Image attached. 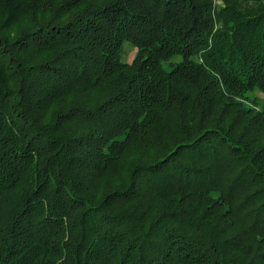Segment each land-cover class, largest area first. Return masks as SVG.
<instances>
[{
    "label": "trees",
    "instance_id": "1",
    "mask_svg": "<svg viewBox=\"0 0 264 264\" xmlns=\"http://www.w3.org/2000/svg\"><path fill=\"white\" fill-rule=\"evenodd\" d=\"M217 1L0 0V264H264V0Z\"/></svg>",
    "mask_w": 264,
    "mask_h": 264
},
{
    "label": "rangeland",
    "instance_id": "2",
    "mask_svg": "<svg viewBox=\"0 0 264 264\" xmlns=\"http://www.w3.org/2000/svg\"><path fill=\"white\" fill-rule=\"evenodd\" d=\"M216 2L218 1L216 0ZM134 49L135 48L131 47L129 53L125 55V58L127 60H130L132 58L134 54ZM176 59H173V60H176ZM164 65L166 68H170L172 65V62L165 61ZM245 96L246 98L242 100L246 105L252 106L257 109L264 108V99H262V95L255 96L249 93V94H246ZM148 152L149 150L145 149L144 143L141 140H139V138L131 139V141H129L121 150L120 158L115 161L116 171L118 175L120 177L125 178L127 174L129 173V171L133 168L135 162H137L138 159H140V157H145L146 153ZM107 177L108 176H106L105 180H103V182L101 183V185L104 187L107 186L111 182L110 179L114 180L116 179L117 176H114V177L111 176V177H108V179Z\"/></svg>",
    "mask_w": 264,
    "mask_h": 264
}]
</instances>
